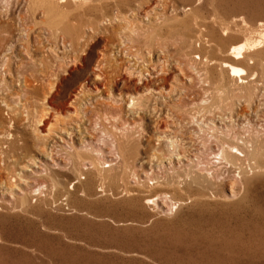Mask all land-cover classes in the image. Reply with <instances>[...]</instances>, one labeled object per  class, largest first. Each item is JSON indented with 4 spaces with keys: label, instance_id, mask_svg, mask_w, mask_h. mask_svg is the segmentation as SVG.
I'll list each match as a JSON object with an SVG mask.
<instances>
[{
    "label": "rangeland",
    "instance_id": "rangeland-1",
    "mask_svg": "<svg viewBox=\"0 0 264 264\" xmlns=\"http://www.w3.org/2000/svg\"><path fill=\"white\" fill-rule=\"evenodd\" d=\"M57 1L69 12L57 29L65 39L67 25L73 33L98 21L97 37L79 56L54 38L56 28L31 0H0V264H264V42L238 62L245 83L225 71L219 49L244 38V23L264 29V0ZM141 7L163 12L164 37L177 36L175 44L142 40L155 32ZM120 11L134 35L119 28L132 23L118 22ZM84 81L89 93L96 85L114 99L93 107L94 97L83 96V141L58 139L72 122L64 115L43 135ZM170 81L172 90L157 89ZM137 91L138 103L127 105L126 94ZM117 139L135 146L124 176ZM53 140L64 166L39 169L31 157L43 159L42 145L50 149ZM229 145L234 162L221 153ZM107 155L113 168L103 164ZM91 156L105 166L99 175L90 164L84 169ZM113 173L118 182L102 179Z\"/></svg>",
    "mask_w": 264,
    "mask_h": 264
},
{
    "label": "bare ground",
    "instance_id": "bare-ground-1",
    "mask_svg": "<svg viewBox=\"0 0 264 264\" xmlns=\"http://www.w3.org/2000/svg\"><path fill=\"white\" fill-rule=\"evenodd\" d=\"M63 1V0H62ZM31 2L33 3L32 4V7L35 5L36 8H39L42 10V13L43 15L46 17V22L49 23L50 26L56 28L57 29H61L63 28V25H65V21L67 19V16L69 14L68 11H65V10H60L59 8L61 7L59 4L60 2H58L57 0H31ZM141 6V5H139ZM138 6V8H139ZM31 7V6H29ZM93 5H90V8H92ZM96 7V6H94ZM90 8H84L83 10V14H86L88 10H90ZM156 8V7H155ZM161 8V7H160ZM164 8V7H163ZM188 9V8H187ZM138 10V9H137ZM140 12L142 13V16L140 18L148 21V24L151 26L153 32H155V34L151 33H147L148 35L146 37H144V40L146 43L147 41L149 43L152 42V45L156 44V47L158 48H161L165 47V45L167 46V42L170 41V42H173L174 39H176V37L174 36V33L173 36L175 38H165L164 37V30L166 29H169V26H167V21H168V18H166V16L164 17L163 16V12H159L158 10L155 11L153 10V8L151 7H141V9H139ZM186 11V10H185ZM183 11L182 13L183 14H186V12ZM130 12H132L130 10ZM138 12V11H137ZM104 13V12H103ZM136 13V11H135ZM134 13V14H135ZM128 14V13H127ZM133 14V13H132ZM134 16V15H133ZM138 16V15H137ZM182 17V15H181ZM139 18V19H140ZM118 22L119 21H124V20H127V21H131L132 23H128V24H123L121 22V24L119 25V28L121 29L122 32L126 33L128 32L129 35L131 36V34H133L135 31L136 28H134L133 24L134 22L132 20H129L128 16L124 13H122L121 11L117 13L116 15V18H115ZM115 19H112L110 20L111 22H114L116 21ZM138 19V18H136ZM82 23V22H80ZM172 23V22H171ZM170 23V24H171ZM118 24V23H117ZM169 24V25H170ZM175 25V24H174ZM260 25L261 27L264 26V23H260L258 24ZM242 26V25H241ZM149 27V26H148ZM260 27V28H261ZM259 28V27H258ZM98 21H95L93 19H89L88 22L86 24H83L80 26V27H75L73 28V33L72 32V29L69 28V25H67V27L64 29V32L66 33V36L67 38L65 39V35L63 36L62 33L60 34L59 30H57L58 34L59 35H54V38L56 39L57 37H61V40H62V43L63 44H66L67 46H69L68 49H73L75 50V53L77 56H79V54L81 52H83L85 50V47H87L89 45V43L92 41L93 38H96L95 37V32H98ZM150 29V28H149ZM226 30L229 29V27L227 26L225 28ZM242 29H243V34H244V38L237 44H233L231 47H229V49L227 50H223V48H219L220 51L224 52V54H226V59H222L220 60V64L223 66V68H225V71H227L231 76H238L239 78V81L240 83H245V74H247V70L244 66H241L238 64V62H240L241 59H245V54L248 53V51L250 50H253L255 49L258 45L262 44L264 42V29L263 30H258V29H254L247 25V24H243L242 26ZM151 30V31H152ZM225 30V32H226ZM258 30V31H257ZM119 31V30H118ZM119 31V32H121ZM148 31V29H147ZM141 32V31H140ZM150 32V31H149ZM171 32H173V29L171 30ZM256 32V36L254 37L252 35V33ZM245 33L247 34L246 37H245ZM141 34V33H140ZM146 34V32H145ZM157 34V35H156ZM171 34V33H170ZM134 35V34H133ZM144 35V34H143ZM156 35V36H155ZM137 36V34H136ZM133 37V36H132ZM139 37V36H137ZM141 37V36H140ZM164 37V38H163ZM185 37V36H184ZM200 38V37H199ZM29 39V38H28ZM122 39V38H121ZM183 44L185 46H189V47H192L193 48V44H194V40L193 39H185L183 38ZM94 40V39H93ZM167 40V42H166ZM211 39H209L210 41ZM201 41V39H200ZM212 43H217L220 41V38H213L212 40ZM166 42V43H165ZM180 42V41H179ZM122 43V45L125 46V43H124V40H120V42H118V45H120ZM175 44V41L173 42ZM198 43V42H197ZM210 43V42H209ZM172 44V43H171ZM173 44V46H175ZM177 44V43H176ZM181 44V43H180ZM221 45V43H219ZM146 45V44H145ZM148 45V43H147ZM150 45V44H149ZM179 45V44H178ZM84 46V48H83ZM181 46V45H180ZM149 47V46H148ZM214 47V46H213ZM220 47V46H219ZM175 48V47H174ZM196 48V47H195ZM194 48V49H195ZM149 49V48H148ZM154 49V47H153ZM160 49V50H161ZM168 49V48H167ZM169 50V49H168ZM181 50V49H180ZM187 50V49H186ZM189 50V49H188ZM152 51V49H151ZM198 51V50H196ZM157 52V51H156ZM194 52V51H193ZM149 53H152V52H149ZM187 54V53H186ZM194 55V54H193ZM197 54H195L196 56ZM249 55V54H248ZM145 56V55H144ZM202 56V55H200ZM198 57H199V54H198ZM208 58V57H207ZM253 56H250V62H253ZM210 60V59H208ZM151 65V64H150ZM143 68V67H142ZM140 68V73L143 72V69ZM148 70V69H147ZM224 71V70H223ZM224 71V72H225ZM223 72V73H224ZM148 74V72H147ZM228 74V75H229ZM150 75V73H149ZM143 76V75H142ZM175 76V75H174ZM96 78H102V76L99 74V73H96L95 75ZM223 77V75H222ZM176 78V76H175ZM174 81V80H173ZM176 81H177V85H178V79L176 78ZM87 81H84L83 83H81V85L78 87V89H76L74 91V93L70 96V99L67 103V108H66V111L64 113H62L61 109H59L53 116V120L52 121H47L46 122V127H45V130L46 132H44L43 135L47 136L49 135L53 129H54V126L56 125V120H62L61 118V115H64V116H68V119H70L72 122H68V124H64V126L61 127V130L60 132L62 133L61 135H59L58 139L62 142H66V144H68L67 142V138L65 137H68L69 139L72 138V137H76L78 138V141L79 142H82L83 141V136L86 134L87 132V127L83 126V123H85L84 121L86 120V116L83 114L82 110L80 109L81 108V105H80V102L82 101L83 99V96L84 95H91L93 96L94 98H91L90 97V101L89 103L93 105L95 104H98V105H110L111 104V100H113V94L111 93H106L107 97H103V94H104V90L101 88V87H98L95 85L96 87V93H89L88 90L86 89V83ZM27 83L30 85V82L27 81ZM26 83V85L28 86V84ZM171 81L167 84V83H164L162 85L161 88H157L159 89L160 91H164L165 89L169 90L170 89V85ZM146 85V84H145ZM148 85V84H147ZM52 87H54V85H52ZM50 88V90L46 91L45 94H44V100L46 101L47 99L50 98V94L51 92L54 90L53 88ZM102 87L103 88H106V90L108 89L106 86L105 83L102 82ZM149 88V87H148ZM102 89V90H101ZM151 89V88H150ZM149 89V90H150ZM153 89V88H152ZM154 90V89H153ZM152 90V91H153ZM172 90V89H170ZM148 91V90H146ZM135 92V91H134ZM134 92L133 93H127L126 94V97L128 100L127 101V105H131L132 104H137L138 103V100H140V92L137 91V96L134 95ZM150 92V91H149ZM159 92V91H158ZM125 94V93H124ZM119 95L120 97L122 96L123 97V93L122 92H119ZM142 97V96H141ZM203 100V99H202ZM203 102V101H202ZM140 104V103H139ZM201 104V103H200ZM205 104H203V107ZM9 108L12 110V105H10L8 103ZM116 107V106H115ZM71 109H72V112H71ZM48 113V112H47ZM204 119V118H203ZM69 120V121H70ZM44 118L42 116V118H40V125H42L44 122ZM85 125V124H84ZM164 129V128H163ZM114 130V129H113ZM115 133V132H113ZM164 134V133H163ZM166 134V133H165ZM165 138H167V136H165ZM169 138V136H168ZM173 138V137H171ZM164 139V138H163ZM59 140H53V145L51 146V148L49 149L48 147V143L47 144H43L42 145V151L41 152V155L43 157V159H37L36 157H31V160L32 161H35L37 160L39 162V165L35 164L36 167H40L39 169H43V170H47L49 167H53V165H55L56 168H61L63 167L64 165L61 163V159L58 157V154L55 152L57 150V147L60 146L61 142ZM119 140L118 141V145H117V154L120 156V158L122 159V166L124 168V170L122 171V176H124L126 174V168L127 166H129V163L131 164L132 162H129L130 160L132 161V159L134 158L135 156V146L133 144L132 141L130 140H126V141H123V140H120V139H117ZM174 140V139H173ZM87 141V140H86ZM85 142V141H84ZM172 142V141H171ZM174 142V141H173ZM227 142V141H226ZM69 145V144H68ZM70 146V145H69ZM84 146V145H83ZM115 147V146H114ZM221 148V153L223 154L222 156H224V158L226 159V161H230V162H234L235 159H237V155L236 153L231 150V146L229 145L228 147L226 146H222L220 147ZM219 148V149H220ZM235 148V147H234ZM233 149V148H232ZM239 151V150H238ZM253 152V151H252ZM115 153V154H116ZM116 154V155H117ZM242 154V153H241ZM264 154V153H262ZM254 155V154H253ZM111 157V156H110ZM260 157V156H259ZM262 157V156H261ZM88 159L84 160V169H88L89 167L87 166V164H90L92 165V168H95L96 169V173H98V175L101 173L102 169L104 168L105 169V166L106 167H110V168H113V165H112V162L113 160L112 159H109L108 161V155L107 157L105 158L104 162L101 160V162H103V165L102 167H99V163L98 161L95 159V157L91 156L90 158L87 157ZM252 158V157H251ZM47 160H50V161H47ZM65 164H67L66 160H63ZM189 161V159H188ZM256 161V159H255ZM70 161H68V163H70ZM261 162V161H260ZM180 163V162H179ZM52 164V165H51ZM43 165V166H42ZM260 165V164H259ZM26 168L30 169V171L33 172V174H36L37 171L36 169L34 168H31V167H28V166H25ZM264 167V166H263ZM91 168V167H90ZM109 168V169H110ZM240 168V167H239ZM121 169V168H120ZM241 169V168H240ZM106 170V169H105ZM79 175L77 176L78 180L83 176V172H77ZM144 174H146L144 172ZM237 174V173H236ZM240 174V173H239ZM135 175V174H134ZM242 176V175H240ZM105 179L107 178V180L111 183H115L116 181L118 182L119 180V175L116 174V173H113L111 176H104L102 177V179ZM123 179V178H122ZM106 180V181H107ZM144 180V179H143ZM232 182V181H231ZM75 183V182H74ZM230 184V183H229ZM105 185V184H104ZM104 185L102 187H104ZM173 186V185H172ZM171 186V187H172ZM243 187V186H242ZM41 188V185H38L37 188H35V192L37 190H40ZM237 189V188H236ZM235 189V190H236ZM232 191L231 194H233V191H234V186L231 185V189ZM171 198V197H170ZM154 200L155 198H151V197H148L147 198V201L149 202L150 200ZM154 203V201H153ZM157 203V202H156Z\"/></svg>",
    "mask_w": 264,
    "mask_h": 264
}]
</instances>
